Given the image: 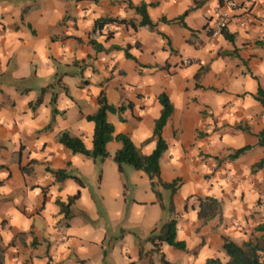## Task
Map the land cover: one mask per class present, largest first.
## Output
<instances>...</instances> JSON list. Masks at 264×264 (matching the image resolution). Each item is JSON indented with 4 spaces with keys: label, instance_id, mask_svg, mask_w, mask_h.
I'll list each match as a JSON object with an SVG mask.
<instances>
[{
    "label": "crops",
    "instance_id": "0c3cea01",
    "mask_svg": "<svg viewBox=\"0 0 264 264\" xmlns=\"http://www.w3.org/2000/svg\"><path fill=\"white\" fill-rule=\"evenodd\" d=\"M235 2L212 36L223 0H0V264H226L224 238L252 241L264 263V163L253 169L264 156V106L253 97L264 90V0ZM141 4L153 28L140 25ZM106 18L125 23L99 32ZM161 93L173 113L159 179L176 181L172 194L142 170H119L115 139L104 159L58 140L67 132L92 148L85 116L102 94L124 107L107 114L114 133L148 155ZM198 197L220 212L200 219ZM172 218L186 248L155 249L151 232Z\"/></svg>",
    "mask_w": 264,
    "mask_h": 264
},
{
    "label": "trees",
    "instance_id": "16d2710c",
    "mask_svg": "<svg viewBox=\"0 0 264 264\" xmlns=\"http://www.w3.org/2000/svg\"><path fill=\"white\" fill-rule=\"evenodd\" d=\"M196 3V1H195ZM222 3V0H220ZM196 6V4H195ZM134 10L141 15L140 25L148 26L149 28H153L155 25L150 21L147 12L146 6L144 4L138 5L134 7ZM186 11L182 16H180L177 20L182 23V18ZM113 23H125V20L119 19H110L106 18L103 20H99L95 23V28L99 30V32L103 29V27L107 24ZM129 25L134 27L135 24L130 21ZM225 29L221 32L224 33ZM110 37V33L107 35ZM232 41V38H229ZM125 55L129 58L132 56L129 53H125ZM254 99L261 103L264 106V90L258 86L256 93L253 95ZM159 102L162 106L159 117L154 122L153 134L152 138L155 140V148L148 155H141L136 149L135 145L131 141V139L122 133L115 134L114 127L111 123L107 121L108 113H119L124 110V107L118 106L115 107L110 105L106 98L101 94L98 97V107L97 110L89 115L85 116V119L93 122L94 130H93V138H92V148L86 149L82 140L78 137L70 136L67 132H62L58 136V140L62 143L66 148L70 149L73 153H80L92 159H104L108 156V152L106 150V144L112 139L117 140L121 143V148H119L115 154L113 155V160L117 164L119 170H121L122 166L128 165L134 169L144 171L149 179L151 180V184H153V179L158 178V181L161 183L162 187L169 189L171 194L175 191V183L173 181L171 183H162L159 179V159L162 153L167 148L166 142L162 137V129L165 126L166 122L170 118L173 113L172 104L165 93H161L158 96ZM40 101V98L38 99ZM257 145L262 147L264 152V128L259 131L257 134ZM252 146L245 145L238 149L233 150L230 154L227 155L229 160H234L238 158L245 151L249 150ZM264 163V156L261 160L253 165V169H261ZM57 175L66 177L67 174L56 171ZM74 178V177H73ZM82 184L80 180L74 178ZM77 195L74 196V198ZM73 198L68 201L67 204L61 203V209L68 215V205L72 202ZM199 203L198 209V217L202 220H206L214 216L215 214L220 212V203L216 199L212 197H198ZM163 207V206H162ZM167 210L172 213L173 206L172 203H169ZM151 243H153L154 248H158L160 243L165 242L170 246L184 250L186 248L185 242L178 240L176 238V218H172L169 221L165 222L159 231L156 233L154 230L151 232L149 237ZM222 249L225 254L228 256V261L226 264H264L260 258V254L258 252L257 246L252 243V241L244 242L241 245H237L231 240L226 238L223 239ZM1 261V259H0ZM163 264H170L162 258ZM129 264H136L134 262H130ZM206 264H222L218 258L207 260Z\"/></svg>",
    "mask_w": 264,
    "mask_h": 264
},
{
    "label": "built area",
    "instance_id": "2783aa9c",
    "mask_svg": "<svg viewBox=\"0 0 264 264\" xmlns=\"http://www.w3.org/2000/svg\"><path fill=\"white\" fill-rule=\"evenodd\" d=\"M236 6L235 0H223L222 5L215 10L216 17L211 27L212 36H216L226 29L230 13Z\"/></svg>",
    "mask_w": 264,
    "mask_h": 264
}]
</instances>
